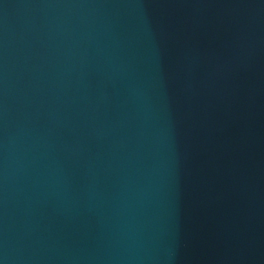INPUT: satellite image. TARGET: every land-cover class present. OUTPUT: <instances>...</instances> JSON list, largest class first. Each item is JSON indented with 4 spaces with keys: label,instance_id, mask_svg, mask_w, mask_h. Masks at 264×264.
Masks as SVG:
<instances>
[{
    "label": "water",
    "instance_id": "obj_1",
    "mask_svg": "<svg viewBox=\"0 0 264 264\" xmlns=\"http://www.w3.org/2000/svg\"><path fill=\"white\" fill-rule=\"evenodd\" d=\"M0 264H264V0H0Z\"/></svg>",
    "mask_w": 264,
    "mask_h": 264
}]
</instances>
